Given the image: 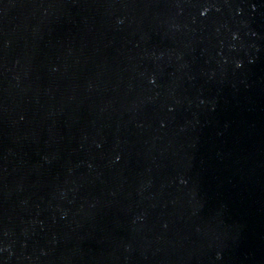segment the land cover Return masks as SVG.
<instances>
[{"label": "water", "instance_id": "water-1", "mask_svg": "<svg viewBox=\"0 0 264 264\" xmlns=\"http://www.w3.org/2000/svg\"><path fill=\"white\" fill-rule=\"evenodd\" d=\"M0 264H264V0H0Z\"/></svg>", "mask_w": 264, "mask_h": 264}]
</instances>
